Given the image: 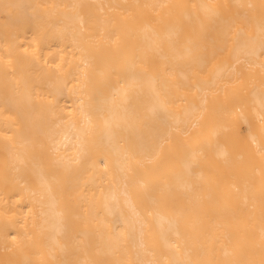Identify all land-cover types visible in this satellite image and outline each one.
Segmentation results:
<instances>
[{
  "label": "bare ground",
  "instance_id": "1",
  "mask_svg": "<svg viewBox=\"0 0 264 264\" xmlns=\"http://www.w3.org/2000/svg\"><path fill=\"white\" fill-rule=\"evenodd\" d=\"M0 264H264V0H0Z\"/></svg>",
  "mask_w": 264,
  "mask_h": 264
}]
</instances>
